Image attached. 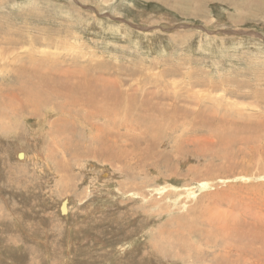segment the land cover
Instances as JSON below:
<instances>
[{"label": "rangeland", "instance_id": "374dc122", "mask_svg": "<svg viewBox=\"0 0 264 264\" xmlns=\"http://www.w3.org/2000/svg\"><path fill=\"white\" fill-rule=\"evenodd\" d=\"M263 1L0 0V59L10 61L0 75L30 55L65 71L85 64L117 79L123 98L121 119L103 123L109 160L78 148L97 133L48 107L9 121L0 264H264ZM56 97L65 114L79 107ZM140 112L148 123H130ZM46 115L62 135L36 134Z\"/></svg>", "mask_w": 264, "mask_h": 264}, {"label": "bare ground", "instance_id": "6f19581e", "mask_svg": "<svg viewBox=\"0 0 264 264\" xmlns=\"http://www.w3.org/2000/svg\"><path fill=\"white\" fill-rule=\"evenodd\" d=\"M192 1L195 2V0H179L178 3L192 6V3H191ZM238 1L243 2L244 0H238ZM262 4H264V1L262 2ZM0 37H2V36H0ZM6 41H7V38H6ZM25 58H26V61H23L21 63V65H17V61H16V63L14 64V65H16L15 68L8 69L7 72L4 71V73L2 75H0V80H2L0 82V84L4 83L3 86H0V96L3 97V99H0V127H1L0 129H3V132L0 135L6 134V132L10 131V128H8V126H7L10 124L9 121L14 122V123H19V120H16L13 118H17V117L22 118V116H23L24 121H30V118L28 117V113H30L31 110H36L38 112L37 116L40 119L41 117L45 116L43 113H40L41 108L42 107H48L51 109L50 114H52V115L60 114L61 117L62 116L67 117L66 119L63 120L65 124L66 123L70 124V122H73V120H77V126H78V128L83 130V133L84 132H87L90 134L93 132L97 133L96 135H94V139H92L94 141H91L90 144L87 143V141H86V143H84V146H82V144H80L78 146V148H79V150H80V148L86 149L87 153L89 155L93 154L94 157H96V158L103 156L105 160L106 159L109 160L110 157H109V155L106 154L105 151H104L105 155H104V153L103 154L101 153V151H102L101 148L105 145V141H104L105 136L103 134L106 135V133H105L106 131L104 130V128L106 129V127H107L103 123H105L106 117H108L107 119L109 120V122L110 121L115 122L117 119H121L120 114H122L121 104H122L123 98H122V92L117 89L118 87L120 88L122 86L121 84L118 83L119 81L117 79H115L113 81L109 80L106 77L107 75L104 74L105 71L103 72L102 70H98L99 69L98 67H96V69L90 68V67H87V65L85 66V64H84L83 66L80 65V66H82L81 68H77V67L75 68V66H74V69H75L74 71L71 69L69 71L68 70L65 71L64 69H62L64 66H62L61 64H58L54 61L50 62L45 57L38 58V59H34V58L31 59V55H30V56L25 57ZM73 59L77 60L78 58L76 59V57L75 58L73 57ZM75 60H74V62H75ZM65 61H63V62H65ZM18 62H19V60H18ZM78 63L79 62H77V64ZM9 64H10L9 60H7L5 58L0 59V67L4 68V67H7ZM28 90L35 91V92L23 102L21 97L22 98L25 97L28 93ZM60 90H63L68 97L72 98L73 103L77 102L79 104V107L77 105H71L70 109H69V113L68 114L63 113L61 110L64 109V107H66L68 105V102L67 101H64L61 103L57 102L56 96H57V92ZM7 93L13 94L17 98V100L20 102H17L14 104L13 101L8 100V98L5 96V94H7ZM124 95H125V93H124ZM151 109L152 108H150V110ZM138 110H141V107ZM150 110H149V112H150ZM149 112H147V114H149ZM151 112H150V114H151ZM73 115L74 116L79 115V116L74 117ZM110 116H112V117H110ZM137 116H139V117H136L135 121L129 120L130 123L136 122V124L137 123L140 124L141 121H144V123L146 122V120H144V115L142 113L137 114ZM150 118L151 117H149L148 119H150ZM59 120L60 119H58V120L55 119V121L54 120L50 121L49 117L46 115V117L44 118V121L42 122L43 124H45V127L43 126V128L38 130L36 132V134L40 133V135H43L42 133H43V131H45V133H47L48 135L55 134V133L62 135L63 132H65V131L58 126L60 124ZM150 122L148 125L149 126L151 125V126L156 128V134H158L159 130L163 129L160 120L157 119L155 121V123L153 121L154 124H150ZM225 122L226 121H224L223 123L220 122L221 123L220 126H217L216 122H213L211 120L210 124H213V128H214V124H215L216 125L215 128L218 129V131H220V133H225L221 129L222 127L225 128V127L229 126V125L225 124ZM146 123H148V122H146ZM169 124L170 123L166 124V126ZM112 127H113V129L117 130L118 132L123 130L119 125H113ZM152 128H151V130H152ZM174 128H175V126L172 125L170 130L171 129L174 130ZM164 129H167V128L165 127ZM226 129L227 128H225V130ZM229 129L230 128H228V130H226V131L228 132ZM82 130L81 131L75 130V131L78 133H82ZM168 130H169V127H168ZM245 131H247V130H245ZM124 132H126V131H124ZM144 132H146V131H144ZM166 133H167V130H166ZM154 134H155V132H154ZM63 136L65 137V134ZM80 137H83V135H80ZM121 137H122V135L115 138V142H117V140H119V138H121ZM58 139H60V138H58ZM153 139H155V137ZM56 140H57V138H56ZM41 141H42V139H41ZM64 141H65V144H67V146H68V144L72 140L70 141L69 138H65ZM82 141L83 140H81V142ZM60 142H62V140ZM73 146H75V145H73ZM91 147H93V148H91ZM75 149H77V147ZM91 150L93 152H90ZM99 150H101V151L99 152ZM71 151H72V149H71ZM18 155H20V153ZM22 158H24V156H22ZM15 171H17V170H15ZM176 230H177V231H175L177 234L176 236H178V238H179L181 236V234H178V233H180V231H182V230L179 229V226L176 228ZM175 232H173V233H175ZM170 235H171V233H170ZM172 236H173V234H172ZM176 236H175V239H173V242L176 241V238H177ZM240 238L241 237H238V239H240ZM256 238H258V237L256 236ZM204 239H205V237H204ZM215 240H217V242H218L217 237H215ZM215 240L213 243L216 242ZM205 241L207 242L208 240L205 239ZM177 243L182 244V243H179L178 241H177ZM237 244H238L237 245L238 249H240V250L244 249L243 248L244 246L242 244H240V243H237ZM184 245H186V244H183V246ZM217 245H216V247L218 248ZM231 245H232V243H231ZM212 246H213V244H212ZM237 246H236V248H237ZM229 247H227V248L229 249ZM250 247H252V246H250ZM224 248H226V246ZM232 248H235V247H232ZM246 249H248V247H246ZM204 250H206V249H204ZM209 251H212V249H210ZM243 251H245V250H243ZM236 252H238L237 249H236ZM234 253L235 252H233V255H234ZM227 257H229V256H227ZM199 259H197V260H199ZM218 259H219V257H218ZM258 259L260 260V258H258ZM200 261H202V260H200ZM188 262H190V261H188Z\"/></svg>", "mask_w": 264, "mask_h": 264}]
</instances>
